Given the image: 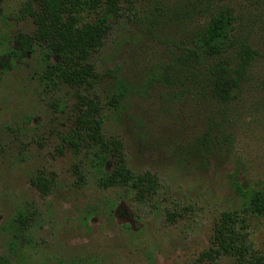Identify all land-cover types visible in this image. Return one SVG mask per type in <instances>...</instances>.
<instances>
[{
	"label": "rangeland",
	"instance_id": "obj_1",
	"mask_svg": "<svg viewBox=\"0 0 264 264\" xmlns=\"http://www.w3.org/2000/svg\"><path fill=\"white\" fill-rule=\"evenodd\" d=\"M26 1L0 0V60L15 35L33 31L31 20L19 18ZM221 6L240 20L232 52L246 44L257 54L238 99L227 104L206 95L200 73L186 80L189 73L176 72L207 8ZM137 9L91 62L101 76L119 69L127 98L103 108V133L122 140L133 172L158 176L157 193L138 202L131 188H104L87 168L77 181L72 167L82 156L56 147L72 128L76 93L85 92L44 91L31 55L0 76V256L8 264H240L228 254L215 261L200 255L212 246L220 214L245 205L235 186L244 185L247 196L264 191V0H138ZM93 18L82 13L81 22ZM117 81L102 77V103L117 93ZM56 99L67 106L51 107ZM39 172L52 182L45 197L30 184ZM29 211L33 226L19 240L14 220ZM166 211L176 223L165 222ZM247 220V243L262 254L264 217Z\"/></svg>",
	"mask_w": 264,
	"mask_h": 264
},
{
	"label": "trees",
	"instance_id": "obj_2",
	"mask_svg": "<svg viewBox=\"0 0 264 264\" xmlns=\"http://www.w3.org/2000/svg\"><path fill=\"white\" fill-rule=\"evenodd\" d=\"M137 3L138 0L26 1L19 18L31 20L33 31L14 36L13 48L0 60V76L35 54L41 68L38 80L44 91L58 93L63 88L84 91L85 94L75 95L72 128L59 136L57 152L70 151L78 159L82 156L72 167L77 181H85L87 168L98 175L100 186H127L133 190L136 201L145 202L157 193L158 176L150 171L133 172L127 165L122 140L107 138L103 133V108L121 106L127 98L125 84L117 78L118 68L101 76L91 62L119 22L124 19L133 22L138 13ZM206 12L189 48L176 59V72L189 73L186 80L200 73L202 82L198 85L204 86L213 102L231 103L238 99L249 63L257 54L246 44L240 45L238 52H232L237 45L235 32L240 22L232 9L221 6L207 8ZM82 13H93V20L81 22ZM104 76L118 81L117 93L102 103L96 91ZM50 106L62 110L67 104L56 99ZM30 184L41 197L47 196L52 187L42 172ZM235 190L241 197H247L245 205L239 211L220 214L213 226L212 246L200 258L215 261L228 254L240 264H264V253L257 254L247 243V216L264 217V191L255 190L247 196L242 184H237ZM35 217L36 213L29 211L15 218L17 239H24ZM177 218L174 212L166 211L165 222L174 224ZM0 264H8V260L0 256Z\"/></svg>",
	"mask_w": 264,
	"mask_h": 264
}]
</instances>
